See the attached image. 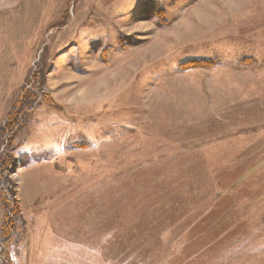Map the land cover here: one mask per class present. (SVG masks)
<instances>
[{"label": "rangeland", "instance_id": "374dc122", "mask_svg": "<svg viewBox=\"0 0 264 264\" xmlns=\"http://www.w3.org/2000/svg\"><path fill=\"white\" fill-rule=\"evenodd\" d=\"M198 59L215 64L180 68ZM12 110L2 145L28 225L139 210L127 186L156 169L200 188L206 160L215 192L193 245L207 240V264H264V0H0V128Z\"/></svg>", "mask_w": 264, "mask_h": 264}, {"label": "crops", "instance_id": "0c3cea01", "mask_svg": "<svg viewBox=\"0 0 264 264\" xmlns=\"http://www.w3.org/2000/svg\"><path fill=\"white\" fill-rule=\"evenodd\" d=\"M200 149L195 145L186 148L194 163L204 157ZM202 167L201 199L190 200L189 190L201 194L197 181L185 186L179 178L169 181L167 169H156L152 173L160 181L127 186L134 195L143 191L137 200L139 210L132 199L116 200L113 215L60 213L36 216L32 225L24 221V231L17 242L7 245H15L13 251L7 250L12 264H207L211 257L214 260L215 252L204 247L207 240L197 246L192 239L195 214L208 213L205 207L215 192L213 172L206 168L210 167L206 160ZM186 168L179 165L177 173L182 176ZM149 192L155 197H150ZM168 230L175 232L172 239ZM181 232L182 236L186 234L185 244L177 240ZM203 234L195 238V243ZM174 240L177 245L171 247ZM187 247L191 250L187 251Z\"/></svg>", "mask_w": 264, "mask_h": 264}, {"label": "trees", "instance_id": "16d2710c", "mask_svg": "<svg viewBox=\"0 0 264 264\" xmlns=\"http://www.w3.org/2000/svg\"><path fill=\"white\" fill-rule=\"evenodd\" d=\"M214 64L215 61L211 60H188L182 62L180 68H210L213 67ZM34 84L35 87H37V93L40 92L42 94L40 91L43 86V79H41V76H39L38 79L35 77ZM16 126L17 118L12 110L8 113L6 122L0 128V199L5 209L0 225V264H12L11 257L6 247L10 242H17L18 236L23 233L25 227L20 211L19 199L16 197V185L9 177L14 171L15 156H12L7 150L3 149L2 145V139L5 138L4 140L7 143L8 138L13 135Z\"/></svg>", "mask_w": 264, "mask_h": 264}]
</instances>
